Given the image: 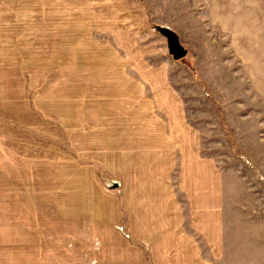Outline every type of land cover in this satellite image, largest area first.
Returning a JSON list of instances; mask_svg holds the SVG:
<instances>
[{"label": "rangeland", "instance_id": "rangeland-1", "mask_svg": "<svg viewBox=\"0 0 264 264\" xmlns=\"http://www.w3.org/2000/svg\"><path fill=\"white\" fill-rule=\"evenodd\" d=\"M170 215L264 264V0H0V264H197Z\"/></svg>", "mask_w": 264, "mask_h": 264}, {"label": "crops", "instance_id": "crops-1", "mask_svg": "<svg viewBox=\"0 0 264 264\" xmlns=\"http://www.w3.org/2000/svg\"><path fill=\"white\" fill-rule=\"evenodd\" d=\"M183 142H184L183 140H179V143L176 144V141H172L171 142L172 144L170 146H168L167 143L163 144L164 147H167V149H165L163 151V156L166 157V160L171 163V159L173 157H178V159H179L178 161H181V159L184 158V156L187 155V153H188V155L195 162V164H194L192 161V163L196 167L199 165L200 162H204V164H203V169H204L206 166L205 161H207V160H203V159L201 160V158H199L198 151L195 149L194 141L187 140V142L185 141V144H183ZM177 167L178 166H176V168ZM176 168H175L176 173L180 174L182 171L181 167L179 168V170H177ZM173 169H171V167L169 168V177L168 178L172 177ZM208 173H209L210 177H213V173H215L214 177L217 178V170L213 171V169L210 167L208 169ZM210 200L212 202V198H210ZM214 207H215L214 210L218 211L217 202L214 203ZM210 210L212 211L213 208ZM169 211H171V210L169 209ZM178 211H180V210H178ZM168 221H169V223H171L170 224L171 228L176 229L177 227H179L178 228L179 248H181L180 252H182L181 254H179V255H181L180 257L182 258L183 256L184 257L188 256L191 259L196 258L197 264H200L202 262V254L199 251V249H200V238L198 236L199 234H197L198 228L195 226L196 221L193 220V222H189L191 224H194V226H190V228H189L190 231L188 229H186V227L183 225V223H181L182 221L178 219V216H175L174 218H172V216H171L170 220H168ZM216 221H217V216H216ZM183 247H186V248H183ZM187 252H190V253L187 254ZM198 253H200V255H198ZM194 262L196 264V261H194Z\"/></svg>", "mask_w": 264, "mask_h": 264}, {"label": "water", "instance_id": "water-1", "mask_svg": "<svg viewBox=\"0 0 264 264\" xmlns=\"http://www.w3.org/2000/svg\"><path fill=\"white\" fill-rule=\"evenodd\" d=\"M165 37L168 40V46L174 59H180L185 55L183 47L178 42L176 36L168 31L164 32Z\"/></svg>", "mask_w": 264, "mask_h": 264}]
</instances>
